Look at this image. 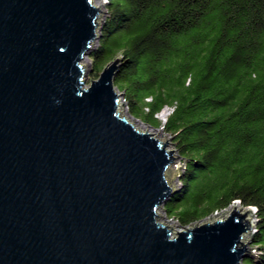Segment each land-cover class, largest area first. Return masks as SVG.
<instances>
[{
  "label": "water",
  "instance_id": "obj_1",
  "mask_svg": "<svg viewBox=\"0 0 264 264\" xmlns=\"http://www.w3.org/2000/svg\"><path fill=\"white\" fill-rule=\"evenodd\" d=\"M100 13L0 0V264H244L253 207L161 222L177 156L118 109L119 55L87 85Z\"/></svg>",
  "mask_w": 264,
  "mask_h": 264
},
{
  "label": "trees",
  "instance_id": "obj_2",
  "mask_svg": "<svg viewBox=\"0 0 264 264\" xmlns=\"http://www.w3.org/2000/svg\"><path fill=\"white\" fill-rule=\"evenodd\" d=\"M90 52L135 118L171 135L186 162L166 210L186 227L236 202L255 208L264 264V0H107ZM166 107V121L157 116Z\"/></svg>",
  "mask_w": 264,
  "mask_h": 264
},
{
  "label": "rangeland",
  "instance_id": "obj_3",
  "mask_svg": "<svg viewBox=\"0 0 264 264\" xmlns=\"http://www.w3.org/2000/svg\"><path fill=\"white\" fill-rule=\"evenodd\" d=\"M94 4H96L97 6L100 5L101 8V13L99 16V22H100V28L98 31V34L100 35L101 32V26L103 24V22L106 20V18L109 15V10L108 7L106 5L107 0H93ZM100 3H104V5L100 4ZM99 35L97 37V39L95 40V42L93 43V48H95L98 45V40H99ZM120 59H121V55L119 54ZM115 59H113L112 61H114ZM111 61V62H112ZM83 66L85 67V71L88 77V83L87 85H89L91 83V81L93 79H96L100 76H96L95 74H93L92 69V60L90 58V54L85 56V59H83L82 61ZM102 72V71H101ZM100 72V73H101ZM116 91L120 94V104H119V110L121 112V114L124 116L131 122L133 123L137 128H139L142 131H148L150 133H153L152 135H154L155 137H157L159 140L166 142L167 139H169L168 144H167V149L171 150L174 149V157H176L174 159V162L170 165V167L167 169V177L169 180V183L171 184V186L176 189L175 194L180 191L182 189V174L184 173L185 169H186V162L184 160V158L181 157V155L179 154L178 150L176 149V146L173 143V139L171 137L170 134L167 133V131H165V129L163 127H155V126H151L147 123H144L142 120L135 118L134 116H132L129 112V108H128V104H127V100L125 98V94L124 92H122V90L118 87L115 86ZM172 111V109L170 107H166L161 113H158L157 116L162 120V122H165L167 118V116L170 114V112ZM164 135H166L165 139ZM179 155V156H178ZM238 207H242L240 203L237 204ZM166 203L162 204L160 206V208L157 210L158 214L160 215V220L161 222L165 223L166 225H168L169 227H171L175 232L177 231H181L183 230L184 226L181 225L180 221L175 217L172 216L166 209ZM233 209V205L230 206L229 208H227L226 210L219 212V213H215L213 215H210L208 217L203 218L202 220L196 221L191 225L194 224H202L204 222H209V221H213L216 218H223L224 215L226 216L227 214H229V212ZM250 208H243V210H247ZM253 210V215H251V213L249 214V217L253 218L254 220V228L256 225V218H255V213L256 210L255 208L252 209ZM190 226V225H189ZM253 232H247L244 236V240L249 243L248 247H249V257H257L260 250L259 247H257L254 242H253ZM244 264H248L246 262V259H244Z\"/></svg>",
  "mask_w": 264,
  "mask_h": 264
},
{
  "label": "bare ground",
  "instance_id": "obj_4",
  "mask_svg": "<svg viewBox=\"0 0 264 264\" xmlns=\"http://www.w3.org/2000/svg\"><path fill=\"white\" fill-rule=\"evenodd\" d=\"M85 59V58H84ZM83 61V60H82ZM119 104H120V100H119ZM119 104H118V109H119ZM164 120H166V119H164ZM250 214V213H249Z\"/></svg>",
  "mask_w": 264,
  "mask_h": 264
},
{
  "label": "built area",
  "instance_id": "obj_5",
  "mask_svg": "<svg viewBox=\"0 0 264 264\" xmlns=\"http://www.w3.org/2000/svg\"><path fill=\"white\" fill-rule=\"evenodd\" d=\"M226 210V209H225ZM224 211V210H223ZM222 212V211H221ZM225 212V211H224ZM217 213H219V212H217Z\"/></svg>",
  "mask_w": 264,
  "mask_h": 264
}]
</instances>
